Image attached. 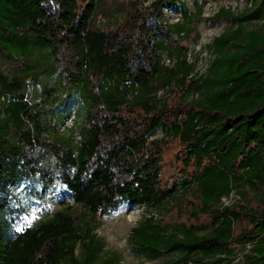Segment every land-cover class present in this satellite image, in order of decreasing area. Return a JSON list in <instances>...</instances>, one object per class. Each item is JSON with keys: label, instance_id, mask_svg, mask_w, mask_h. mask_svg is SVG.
I'll return each mask as SVG.
<instances>
[{"label": "trees", "instance_id": "obj_1", "mask_svg": "<svg viewBox=\"0 0 264 264\" xmlns=\"http://www.w3.org/2000/svg\"><path fill=\"white\" fill-rule=\"evenodd\" d=\"M99 1L0 0V264L97 262L102 240L68 208L11 234V187L34 175L50 182L47 157L92 218L123 202L156 209L196 187V222L151 215L131 231L134 250L149 259L173 255L159 264H234L235 246L264 232V24H245L264 18V0L237 15L217 13L238 24L214 37V59L200 75L186 58L174 68L164 63L200 12L154 0L99 28ZM178 4L182 21L166 22L162 8ZM159 83L178 91L175 101L159 96ZM35 84L42 85L36 102ZM75 94L84 112L78 141L60 131L55 111ZM174 140L182 166L165 180L162 159ZM234 191L239 201L222 204ZM247 264H264V239Z\"/></svg>", "mask_w": 264, "mask_h": 264}, {"label": "rangeland", "instance_id": "obj_2", "mask_svg": "<svg viewBox=\"0 0 264 264\" xmlns=\"http://www.w3.org/2000/svg\"><path fill=\"white\" fill-rule=\"evenodd\" d=\"M154 0H100L93 25L99 28H114L122 22L134 5L139 9L150 7ZM185 3L190 13L198 14L193 17L190 26L192 30L188 36H177L174 46H171L168 53L164 54V63L170 67H176L179 60L186 58L188 62L195 64L193 74L196 72L205 74L207 68L212 63L214 56L209 45L215 36L230 27H236L238 21L234 17H217V13L224 9H231L235 15L243 12L246 7L251 5V0H181ZM164 20L168 23L182 21V10L180 5L164 6ZM264 24L263 19H253L245 21L247 28H254L259 24ZM55 76L47 81L54 83ZM159 96L168 97L169 102L175 101L178 91L168 90V87L158 84ZM42 91L41 84H35L30 88L29 98L33 101L40 100ZM192 97V93L189 94ZM58 116V126L65 135L71 136L75 141L80 139L79 125L83 120L82 104L77 96L69 98L66 105H58L55 108ZM159 131L156 137H161ZM166 149L162 164L163 178L173 180L177 168L182 166V151L178 141H171ZM50 166L52 180L45 183L38 175L28 176L11 189L16 198H10V210L8 214L13 217L11 234L14 236L18 231L27 227L36 226L42 220L47 219L58 210L68 208L75 216L76 220L85 225L89 223L94 228L102 240V248L99 251L96 264H105L109 258H113L112 264H159L173 255L164 253L158 259H149L137 253L131 241V231L141 221L153 215L158 221L171 225L196 222L192 209L199 202V191L193 187L191 191L179 195L176 199L168 202L162 207L148 209L139 205H131L123 202L117 210L109 216H98L92 218L90 214L79 204L74 203L67 187L62 184L58 172L55 171V162L51 157H47ZM239 195L234 191L230 195L223 197L222 204L232 205L239 201ZM200 222L205 224V217H200ZM264 239V232L255 236L252 240L237 244L234 264H247L248 255L252 247Z\"/></svg>", "mask_w": 264, "mask_h": 264}]
</instances>
